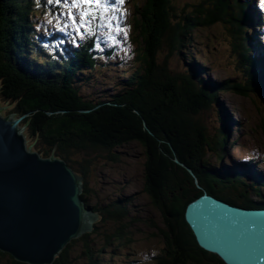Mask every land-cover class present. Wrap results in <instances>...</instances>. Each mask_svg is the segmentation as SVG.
Returning <instances> with one entry per match:
<instances>
[{
	"label": "trees",
	"instance_id": "trees-1",
	"mask_svg": "<svg viewBox=\"0 0 264 264\" xmlns=\"http://www.w3.org/2000/svg\"><path fill=\"white\" fill-rule=\"evenodd\" d=\"M211 1L216 2L213 5L218 4L219 7H205L206 3L185 4L182 6L183 16L174 13L178 10L175 0L137 2L135 24L141 45L138 49V59L136 58L138 65L122 82L123 87L112 94L111 98L93 101L91 97L81 94L84 84L80 81L84 77L83 74L89 69H94L97 63L91 49L88 50L91 56L88 55L87 44L81 46L79 51L63 52L62 62L56 58L60 50L58 42L45 43L43 40L38 41V36L34 38L33 34L37 31L35 24H38L35 12L38 0H0L1 99L17 103L16 111L20 116L26 115L22 125L32 127L30 133L40 141L38 147L42 150V156L48 157L55 151L56 156L66 160L82 177V197L86 206L91 207L98 215L102 213L101 218L105 215L104 217L115 222L126 219L127 214L122 211L125 207L121 203L127 204L129 200L117 197L113 204L111 203L113 210H105L102 204L98 207L92 206L88 199L92 192L89 186L94 171L91 164L103 157L114 159L112 157L116 155L115 149L125 143L138 141L145 145L148 162L145 168L144 190L161 211L170 233L169 237L168 232L162 230L161 234L167 245L165 252L157 257L158 264H224L216 254L198 245L185 218L187 203L195 200L199 194V188L195 186L193 179H199L202 190L227 201L232 200L234 191L240 185L245 186L239 178L242 176L252 181L247 190L250 188L264 193V178L259 177L254 167L245 171L236 168L234 177L215 179L212 175L213 169L200 160L202 148L208 145L206 138L209 133L201 115L204 111H210L215 106L220 113V138L218 142L215 141L218 150L213 148L219 152L217 157L221 156L224 148L226 149L234 126L238 125L239 128L240 122L238 123L225 107V91L227 95L229 91H234L243 97L258 95L264 101V71L261 70L260 63L257 64L253 58V52L250 53L246 49L245 22L248 20V1ZM185 9L190 10V14ZM207 10L211 11L206 15ZM215 21L227 24V32L233 36L231 47L235 58H239L237 64L247 63L248 70L245 72V79L240 83H231V80L227 79L218 82V85L216 83L218 91L214 83L205 78L209 68L208 62L198 63L197 58H188L185 53L186 49L192 47L190 43L194 42L190 36L196 33L197 29L201 30L205 24L209 25ZM51 46H54L55 52L45 49L47 52L41 57L40 54L44 52L42 47ZM255 49L257 50L256 46ZM162 54L164 57L160 58ZM30 56L33 60H30ZM44 56H47L46 60ZM49 56L52 57L48 58ZM39 58L44 60L43 66L37 65ZM170 59L176 61L181 70H184H173L170 67ZM226 84L225 90L222 89ZM59 110L63 112L56 113ZM263 124L262 120L264 128ZM193 130L197 136L196 140H193L195 147L188 142V139L192 140ZM194 148L196 153L192 154L190 151ZM178 171L182 172L183 177L187 176V179L190 178L188 173L194 176L189 182V192L183 195L184 199L181 201L177 194L185 187L182 181L178 184ZM218 172L225 174L223 169H218ZM205 178L215 179L222 189L217 190L219 186L216 188V183L211 180L207 182ZM247 190L243 189L241 193L244 194ZM190 192L193 193L189 194ZM245 202L250 204L243 206L257 207L250 199ZM106 221L107 219H104L103 223ZM121 229L112 237L125 240L127 233L125 229ZM110 241L111 237L107 243ZM90 245L91 243L86 244L85 253L75 258L71 251L72 244H68L52 264H102L100 255L103 251L94 256ZM115 249L119 250L116 246ZM0 260H5L4 264H26L2 251Z\"/></svg>",
	"mask_w": 264,
	"mask_h": 264
},
{
	"label": "rangeland",
	"instance_id": "rangeland-1",
	"mask_svg": "<svg viewBox=\"0 0 264 264\" xmlns=\"http://www.w3.org/2000/svg\"><path fill=\"white\" fill-rule=\"evenodd\" d=\"M137 2H140V0H126V3L123 5L127 20L119 25L122 31L118 32L115 29L111 35H108L105 30L98 28L83 34H78L79 38H81V35L83 38H87L88 34H95L98 36L96 39L97 44L95 45L96 51L94 50L97 63H95L94 69H89L83 74L84 77L80 81V83L84 84L81 94L91 97L93 101L111 98L112 94L118 92L120 87H123L122 82L130 76L138 65L136 58L138 59V49L141 45L138 41V30L135 24V7L138 5ZM174 3L178 7V10L174 13H177L178 16L184 15L182 6L185 4L193 5L197 3H206L205 7H219L218 4L214 6L213 4L216 2H212L211 0H175ZM52 6V8H54V5ZM188 8L191 9L190 6H188ZM202 9L205 10L204 7ZM185 10L187 11L188 9ZM208 11L211 10H207L205 12L206 15ZM187 13L190 14V10H188ZM43 14L46 25L49 28H52L54 25L59 26L60 17L50 8H45ZM49 21H52V23H49ZM200 29L201 30L197 29L196 33L193 31L194 34L191 33V35H193L190 37H192L194 42L190 43L192 47L190 46L185 50L186 56H188V58H197L196 60H198V63L204 61L208 62L207 67L209 68L207 69L206 75H204L210 83H212L213 80L219 79L220 81L225 79L231 80V83L242 82L245 79V72L248 71L247 63L240 64L239 62V64H237L238 57L235 58L234 51L231 47L233 36L228 34L227 24L222 21H215L209 25L205 24ZM124 32L127 33L126 36ZM46 52L40 54L41 57L45 55ZM51 57L52 56H49L48 58ZM163 57L162 54L160 58ZM46 58L47 56H44V60H46ZM30 60H33L31 56ZM44 60L39 58L37 65L43 66ZM170 67L173 70H184L183 68V70H181L180 65L176 63V61L173 62L172 59H170ZM215 82L217 85L219 84L217 81ZM226 86L227 84L222 89L225 90ZM214 87L217 88V91L219 90L217 86L214 85ZM225 93L226 96L223 97L225 100L224 103H226L225 107L240 124L239 128L238 125H236V127L234 126L226 149L224 148L223 151H221V156H223V158H221V156L217 157L219 152L213 149H217L218 144L215 141L218 142V138H220V121H218L220 117L219 110L213 106L210 111H204L201 114L204 118L205 129L208 130L209 133L206 138L208 140V145L202 148L200 160L205 161L209 166L208 168L213 169L212 175H214L213 178L215 179L234 177L235 175L233 173H228L227 175L218 172V169H224L233 165L231 159L236 162L252 161L255 158H252L253 155L249 152L254 151L260 154L258 160L261 159L262 162H264V128L262 127V120L264 123V101L262 97L258 95L243 97L234 91H229L228 95L226 91ZM216 105L220 107V105ZM17 108V103L4 101L0 96V111L4 116L14 115V113L19 115V112L16 111ZM236 110L237 112H235ZM61 112H63V110H59L56 113ZM49 113L54 112L49 111ZM23 116L24 115H21L20 117ZM25 118L23 117L21 121ZM226 124L228 125V122ZM21 126L24 130L27 147L33 151L41 152L42 150L38 147L40 141L30 133V128L32 127L30 126L28 128L26 125H22V122ZM230 127L232 129L231 121ZM192 136V140L188 139V142L195 147L196 143L193 140H196L197 136L194 130ZM115 151L116 155L112 157L114 159L103 157L93 161L94 163L91 164L93 165L94 171L89 186L92 192L90 196L88 195V199L92 206L98 207L102 204L105 210L109 208L113 210L111 205L117 197L126 198L129 202L127 204H121L125 207L122 211L127 214V218L121 222H115L104 217L105 215L102 218L100 216V219L93 222V230L85 233L89 238H87V236H81L70 243L72 244V255L75 258L80 255L82 256L87 249L85 245L91 243V253L94 256L99 254V251H103L102 255H100L103 261L102 264H158L157 262L159 259L157 257L165 252V247L167 245L161 234L162 230L165 229L169 237L170 233L164 223L161 211L156 207L149 193L144 190L145 168L148 162L147 149L144 144L133 141L128 142V144L125 143L124 146L115 149ZM190 152L192 154L196 153L195 148ZM104 155H106V153H104ZM253 169L264 174V163H257ZM189 171L192 173L191 169H189ZM178 172V184L180 185L182 181L185 187V189L179 191L177 194V197H179L181 201L184 199L183 195L185 196L189 192V182L194 176L188 173L190 178L187 179V176L183 177L182 172ZM239 178L243 181L245 186H250L249 183L252 182L250 178L244 176ZM215 179L211 180L210 178H205V181L210 182L211 180L213 183H216L215 186L217 188L220 184L218 185L219 182ZM193 180L195 186L199 188V194L195 197V199H197L204 193V190L201 189L198 183L199 179ZM233 182L236 184L235 179H233ZM219 189H222V187L219 186L217 190ZM245 192L247 193H244V197L242 198L241 195L234 191V195L231 197L232 202L242 204L247 198L253 199L248 193V190ZM191 193L193 192L189 194ZM224 193H222L223 196H225ZM227 198L230 199V197ZM101 214L102 213H99V215ZM104 219H107L105 224L103 223ZM121 228L125 229L124 231L127 233V237L125 240L122 239V241L112 237L114 234H118L120 230H122ZM110 237L112 241L107 243ZM129 240H131V242H128ZM115 246L119 250H116ZM4 262L5 260L3 262L0 260V264H4Z\"/></svg>",
	"mask_w": 264,
	"mask_h": 264
},
{
	"label": "water",
	"instance_id": "water-1",
	"mask_svg": "<svg viewBox=\"0 0 264 264\" xmlns=\"http://www.w3.org/2000/svg\"><path fill=\"white\" fill-rule=\"evenodd\" d=\"M23 117L0 111V251L18 262L52 264L100 215L86 206L83 179L66 160L27 147ZM186 219L198 244L224 264H264V208L204 193Z\"/></svg>",
	"mask_w": 264,
	"mask_h": 264
},
{
	"label": "snow or ice",
	"instance_id": "snow-or-ice-1",
	"mask_svg": "<svg viewBox=\"0 0 264 264\" xmlns=\"http://www.w3.org/2000/svg\"><path fill=\"white\" fill-rule=\"evenodd\" d=\"M47 3L64 6L65 10L61 11L60 15H65L67 20L60 26L59 30L66 31L71 26L77 34H81V28L91 30L95 21L106 20L107 16L103 15L104 13L115 10L121 15H126V12L123 11V5L126 3V0H114V2L112 0H47ZM77 11L80 13L79 16L76 15ZM118 20L119 16L117 17ZM49 23H52V21H49ZM108 26H112L111 22H109ZM116 30L118 32L122 31L119 23L116 24ZM124 35L126 36L127 33L124 32ZM81 38H83L82 35Z\"/></svg>",
	"mask_w": 264,
	"mask_h": 264
},
{
	"label": "clouds",
	"instance_id": "clouds-1",
	"mask_svg": "<svg viewBox=\"0 0 264 264\" xmlns=\"http://www.w3.org/2000/svg\"><path fill=\"white\" fill-rule=\"evenodd\" d=\"M215 81H213V83H214ZM217 82H220V81H217ZM216 84V82L214 83V85ZM22 122V121H21ZM21 124V123H20ZM38 152V151H37ZM40 153V152H39ZM250 154H252L253 156H252V158H255V159H253L252 160V162H254L255 164H251V163H249L248 161H242V165L244 166V167H255L256 166V164L257 163H260V164H262V163H264V162H258L257 160H258V157H259V155L260 154H257L256 152H249ZM42 155V154H41ZM44 157V156H43ZM58 157V156H57ZM259 160H261V159H259ZM250 161V160H249ZM224 170V169H223ZM244 171H245V169H243ZM225 171V170H224ZM223 172V171H222ZM232 173H234V172H232ZM257 173H258V175H259V177L260 178H264V174H262L261 172H259V171H257ZM225 174H228V173H226L225 172ZM250 176H252L253 177V175H250ZM197 180H198V178H197ZM198 182H199V180H198ZM246 187V188H245ZM247 187L248 186H239V188L237 189V190H235V191H237L238 193H239V195H241L242 196V198L244 197V194H242L241 192H243V189H245V190H247ZM202 188V187H201ZM204 193H208L209 195H211V196H214V197H216L217 199H222L221 197H219V196H216L215 194H212V193H210V192H208V191H204ZM203 193V194H204ZM245 193H247V192H245ZM248 193L251 195V197L253 198V199H250V198H247V199H250L251 201H252V203L253 204H255L257 207H246V206H243V204H250V203H248V202H244V203H242V204H238V203H233L232 202V200L231 201H227V200H224V201H226L227 203L229 202L230 204H232V205H236V206H241V207H244V208H260V207H262L263 206V204L264 203H259V201H263L264 202V194L263 193H258V192H256L255 190H251L250 188L248 189ZM202 194V195H203ZM201 195V196H202ZM200 196V197H201ZM199 198V197H198ZM247 199H245V201L247 200ZM196 200V199H195ZM223 200V199H222ZM194 200H192V201H190V202H188L187 203V206H186V210H187V207L189 206V204L190 203H192ZM260 204H262V205H260ZM264 207V206H263ZM186 210H185V218H186ZM187 220V219H186ZM188 222V221H187ZM188 224H189V222H188ZM192 229V228H191ZM193 231V230H192ZM194 233V232H193ZM84 235V234H83ZM82 235V236H83ZM195 235V234H194ZM80 238V237H79ZM196 238V237H195ZM196 241H197V239H196ZM198 243V242H197ZM70 244V243H69ZM199 245V244H198ZM68 246V245H67ZM66 246V247H67ZM200 246V245H199ZM201 247V246H200ZM202 248V247H201ZM203 249V248H202ZM205 250V249H204ZM207 251V250H206ZM62 252V251H61ZM209 252V251H208ZM210 253H212V252H210ZM8 254V253H7ZM214 254V253H213ZM60 255V254H59ZM217 255V254H216ZM218 256V255H217ZM219 257V256H218ZM220 258V257H219Z\"/></svg>",
	"mask_w": 264,
	"mask_h": 264
},
{
	"label": "bare ground",
	"instance_id": "bare-ground-1",
	"mask_svg": "<svg viewBox=\"0 0 264 264\" xmlns=\"http://www.w3.org/2000/svg\"><path fill=\"white\" fill-rule=\"evenodd\" d=\"M244 3V2H243ZM263 56V55H262Z\"/></svg>",
	"mask_w": 264,
	"mask_h": 264
}]
</instances>
